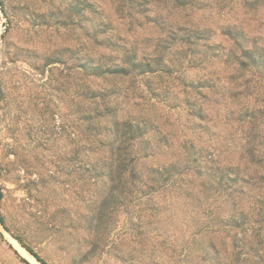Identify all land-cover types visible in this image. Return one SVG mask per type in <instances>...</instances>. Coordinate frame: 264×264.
Returning <instances> with one entry per match:
<instances>
[{
    "label": "trees",
    "instance_id": "trees-1",
    "mask_svg": "<svg viewBox=\"0 0 264 264\" xmlns=\"http://www.w3.org/2000/svg\"><path fill=\"white\" fill-rule=\"evenodd\" d=\"M224 1L81 0L84 9L103 16L97 29L82 27L89 43L108 48L100 36L112 28L113 14L124 26L115 33L111 56L83 44L77 65L85 78L83 148L86 158L101 165L95 176L107 180L98 208L128 210L137 226L156 223L160 238L176 239L182 232L183 247L193 258L201 254L202 264H264V53L257 44L242 46L229 28H221V34L233 40L232 47L213 44L212 14ZM97 4L108 5L109 14ZM143 23L152 36L126 47L123 34ZM185 63L209 73L190 80ZM218 63L225 65L228 86L221 84ZM98 80L113 83V90ZM174 88L183 101L178 92L169 96ZM182 104L186 118L176 119L175 134L159 110L166 109L169 117ZM122 106L123 115L117 111ZM216 119L239 134L221 136ZM194 133L204 140L201 147L194 144ZM175 135L181 139L174 144ZM160 154L169 159L159 160ZM90 218L96 231L97 220ZM216 238L223 240L221 246Z\"/></svg>",
    "mask_w": 264,
    "mask_h": 264
},
{
    "label": "rangeland",
    "instance_id": "rangeland-1",
    "mask_svg": "<svg viewBox=\"0 0 264 264\" xmlns=\"http://www.w3.org/2000/svg\"><path fill=\"white\" fill-rule=\"evenodd\" d=\"M97 5L104 16L109 14L108 5ZM213 12V44L230 49L233 40L221 34V28H229L242 46L257 44L264 53V0H225L222 9ZM102 17L84 9L81 0H0V264H39L17 237L48 264H202L201 254L193 258L183 247L182 232H176V239L160 238L156 223L137 226L128 210L98 208L108 184L94 174L101 165L85 156L81 93L85 78L77 65L84 43L94 52L112 55L109 47L124 27L114 14L112 28L100 36L106 49L89 43L82 29L86 24L97 29ZM152 34L143 23L123 36L130 47L135 39ZM188 65L190 80L209 73ZM216 65L221 84L228 86L225 65ZM97 83L113 90V83ZM179 91L174 88L169 96L178 92L177 100L183 101ZM117 111L123 115L127 108ZM159 111L162 119L174 124L171 130L176 134V119L186 118L185 105L169 117L166 109ZM215 122L221 136L239 134L220 119ZM168 128L162 125L163 130ZM196 133L192 139L201 147L204 140ZM180 139L175 135L171 142ZM181 207L179 201L178 217L186 214ZM92 216L96 231L89 227ZM181 225L177 223L178 228ZM222 241L216 242L221 246Z\"/></svg>",
    "mask_w": 264,
    "mask_h": 264
},
{
    "label": "water",
    "instance_id": "water-1",
    "mask_svg": "<svg viewBox=\"0 0 264 264\" xmlns=\"http://www.w3.org/2000/svg\"><path fill=\"white\" fill-rule=\"evenodd\" d=\"M19 242V241H18ZM22 246V245H21ZM25 248V247H24ZM25 250L37 261V262H39L26 248H25ZM39 264H41L40 262H39Z\"/></svg>",
    "mask_w": 264,
    "mask_h": 264
},
{
    "label": "bare ground",
    "instance_id": "bare-ground-1",
    "mask_svg": "<svg viewBox=\"0 0 264 264\" xmlns=\"http://www.w3.org/2000/svg\"><path fill=\"white\" fill-rule=\"evenodd\" d=\"M19 246V245H18Z\"/></svg>",
    "mask_w": 264,
    "mask_h": 264
}]
</instances>
